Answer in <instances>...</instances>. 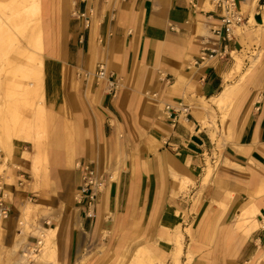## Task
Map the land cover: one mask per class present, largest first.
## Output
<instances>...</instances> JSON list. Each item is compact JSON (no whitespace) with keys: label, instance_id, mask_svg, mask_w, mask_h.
<instances>
[{"label":"crops","instance_id":"1","mask_svg":"<svg viewBox=\"0 0 264 264\" xmlns=\"http://www.w3.org/2000/svg\"><path fill=\"white\" fill-rule=\"evenodd\" d=\"M238 10L244 24L226 27L214 0H44L55 55L44 85L57 130L46 185L8 189L6 249L28 200L40 226L57 230L58 264L87 254L109 264L132 243H149L162 264H176L178 243L179 264H264V80L232 98L217 129L208 105L233 54L264 26V0H238ZM99 66L120 84L116 96L97 84ZM82 164L106 182L94 220L76 199ZM24 237L23 250L36 245Z\"/></svg>","mask_w":264,"mask_h":264},{"label":"bare ground","instance_id":"2","mask_svg":"<svg viewBox=\"0 0 264 264\" xmlns=\"http://www.w3.org/2000/svg\"><path fill=\"white\" fill-rule=\"evenodd\" d=\"M45 18L44 0H9L8 2H0V20L3 21V26H0V53L4 54L6 58L11 55L7 59L8 61L1 66L0 91L3 88L5 98L0 93V102H3V104L0 103V112L5 108L3 113L8 111V114H12L13 116L17 112L14 109H18V106L21 104L24 109L27 108L29 110L30 114L21 120L13 119V121L10 120V124L7 123L3 132L0 133V146H3L5 151L11 155L15 141L34 145V166L31 165L30 167L33 172L36 171L37 163L44 156V144L47 138L46 125L48 123L54 124L55 122L52 112L48 109L44 85L45 58L55 57L49 46L50 32ZM262 28L264 29V26ZM257 37H261L262 39V35ZM233 57L235 62L234 68L225 77L223 91L218 96L208 100V105L211 107L223 109L232 98L242 97L244 85H232L231 81L233 77L241 74L243 58L236 53L233 54ZM244 76L245 74L242 73V79ZM5 103H8V105L5 106ZM228 119H225L226 122ZM203 125L204 127L211 128L205 121ZM212 136L215 138V134ZM209 172H211V169ZM21 211L20 226L24 225L27 228L28 225L26 224L30 215H32L31 208L27 205ZM251 225L252 227H256L258 225L257 221L254 220L251 222ZM0 232L4 233L1 228ZM35 232V237L40 240L39 247L36 246L26 251L24 250L17 264H31L40 255L36 254V252H45L43 255L45 264L55 262L57 255V230L37 227ZM25 235V232L21 231L18 236L25 240ZM19 246L20 244L17 241L12 248L13 253L18 252ZM119 249H117V253H119ZM181 254L182 244L178 243L176 250L171 255L174 263L179 264ZM92 262L93 256L87 254L76 264H92ZM163 262L164 257L162 258L157 254L154 248L144 247L136 253L131 264H162Z\"/></svg>","mask_w":264,"mask_h":264},{"label":"rangeland","instance_id":"3","mask_svg":"<svg viewBox=\"0 0 264 264\" xmlns=\"http://www.w3.org/2000/svg\"><path fill=\"white\" fill-rule=\"evenodd\" d=\"M8 1L9 0H0V2H8ZM2 23L3 21L0 20V26H3ZM262 27L259 26L253 30V35H254L253 39L249 40L248 44L245 45L243 52L239 54L243 58V68L240 75L233 77L232 80L233 85L242 84L246 88L247 87L256 88V86L264 80V29ZM255 35L257 36L262 35V39L261 37L259 38ZM23 41L25 42V40ZM10 57L11 55H9L6 58L4 54L0 53V74H1L2 64L6 63L8 61L7 59ZM242 73L245 74L243 79L241 77ZM93 80L94 79L92 78L91 81L93 82ZM100 85L103 86V84ZM0 93H2V97L5 98L3 95V88L1 89ZM0 103L3 104V102ZM6 105H8V103H5V106ZM233 105H234V101L231 100L223 109L212 107L213 124L216 125L217 121L221 119L224 125L226 122L225 119L229 118ZM3 110H5V108H3L2 111L0 112V133L3 132V129L7 125V123L9 124L11 123L10 120L11 121H13V119L21 120L23 117H28L30 115L29 110L27 108L24 109V107L21 106V104L18 106V109H14L15 111L17 110V112L13 116L12 114L9 115L8 111L6 113H3ZM55 124L56 122H54V124L48 123L46 125L47 138L44 144L45 145L44 156H42L41 161L37 163L35 172H33L31 170L32 168H30L31 165L34 166L33 163V157L35 154L34 145L32 146L23 142L15 141L14 149L11 155L5 151L3 146H0V151L3 154V159H5L4 161H2V164L0 165V188L4 187V189L9 192L8 189L11 186H15L18 192L26 193L32 191L35 192L37 190H40L41 187L46 185V182L48 181L49 178V172L51 167V150L54 144V137H55L54 133L57 130V126ZM215 127L217 129V125ZM18 144H20V146L23 147L22 150L17 149V147H19ZM3 170H5V172H3ZM17 172L18 173L20 172L19 174L24 175L26 177V178L25 177L23 178L22 176L20 177L21 178L20 184L18 183L19 178H17L16 176ZM22 184L23 186H21ZM7 199L9 201V197ZM26 201L27 202H25V205L26 206L29 205L32 211L31 213L32 215H30L29 220L26 224L28 225L27 228L24 225L23 226L18 225L20 229L19 231L25 232L26 234L25 236L28 237L35 236L34 235L36 233L35 230H37V227H41L39 214H38L39 209L33 205L34 202L30 203L28 202V200ZM0 228L4 231V222H0ZM4 234L5 231L4 233L0 232V264H2L3 259L7 260L8 262L7 264H17V262L21 259L23 255L24 250L21 247L23 242L25 241L22 238H19L18 236L17 241L18 244H20L19 246L20 248L18 249L17 253H13V251H10L4 247V243H3ZM144 247L152 248V246L149 243L138 244L137 246H135L134 243H132V246L127 247L126 251L121 252V254L117 253L114 259L109 264H131V261L132 259H134L136 253L140 251L141 248ZM100 248H101L100 249L101 255L105 254L107 251V247L101 245ZM44 253L45 252L42 253L37 252L36 254H40V255L31 264H45L43 257ZM51 264H58L57 256L55 262H52Z\"/></svg>","mask_w":264,"mask_h":264},{"label":"built area","instance_id":"4","mask_svg":"<svg viewBox=\"0 0 264 264\" xmlns=\"http://www.w3.org/2000/svg\"><path fill=\"white\" fill-rule=\"evenodd\" d=\"M216 5L222 12V21L226 27H237L244 24V16L238 10V0H214ZM85 18V14L81 15ZM207 57L206 52L201 56V61H204ZM197 64V63H196ZM96 82L98 85L103 84L112 96H116L120 89V84L115 80L114 75L109 72L105 66H99L95 74ZM188 107H182V113L189 112ZM172 110L169 106L165 107V112L170 113ZM177 120L173 119V123L176 124ZM3 161V154L0 151V165ZM81 170V184L76 195L77 202L84 204L87 209V217L91 220L96 218V211L99 203V198L103 191L106 189L105 180L98 175L97 171L91 164L79 165ZM9 192L0 188V222H5L10 218L11 209L8 201ZM38 238L36 239V245L39 247ZM37 247V249H38ZM37 253V252H36Z\"/></svg>","mask_w":264,"mask_h":264}]
</instances>
